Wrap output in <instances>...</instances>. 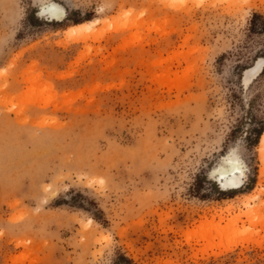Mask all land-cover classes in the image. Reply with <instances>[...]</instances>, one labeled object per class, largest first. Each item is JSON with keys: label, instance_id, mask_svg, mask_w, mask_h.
I'll use <instances>...</instances> for the list:
<instances>
[{"label": "rangeland", "instance_id": "374dc122", "mask_svg": "<svg viewBox=\"0 0 264 264\" xmlns=\"http://www.w3.org/2000/svg\"><path fill=\"white\" fill-rule=\"evenodd\" d=\"M263 20L264 0H0V264H264V66L242 83Z\"/></svg>", "mask_w": 264, "mask_h": 264}, {"label": "bare ground", "instance_id": "6f19581e", "mask_svg": "<svg viewBox=\"0 0 264 264\" xmlns=\"http://www.w3.org/2000/svg\"><path fill=\"white\" fill-rule=\"evenodd\" d=\"M45 15H49L52 19L62 18L64 16V10L57 5H48L42 10ZM44 15V14H43ZM84 25L75 26L72 29L76 30ZM263 60H258L254 67L249 68L244 71L242 83L245 87L249 86L251 82L261 73L263 65ZM260 147H264V132L260 140ZM225 158V157H224ZM225 168H221L217 171L218 181L222 190H237L241 187L243 183V178L245 177L244 171L238 162V160L232 156H227L225 159ZM216 173V172H214Z\"/></svg>", "mask_w": 264, "mask_h": 264}, {"label": "trees", "instance_id": "16d2710c", "mask_svg": "<svg viewBox=\"0 0 264 264\" xmlns=\"http://www.w3.org/2000/svg\"><path fill=\"white\" fill-rule=\"evenodd\" d=\"M259 29L264 33V20L260 22V27ZM262 130L257 131V135L259 136L261 134Z\"/></svg>", "mask_w": 264, "mask_h": 264}]
</instances>
